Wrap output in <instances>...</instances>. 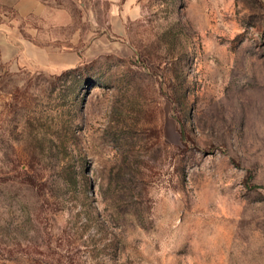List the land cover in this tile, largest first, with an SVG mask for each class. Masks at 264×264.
<instances>
[{
    "label": "rangeland",
    "instance_id": "rangeland-1",
    "mask_svg": "<svg viewBox=\"0 0 264 264\" xmlns=\"http://www.w3.org/2000/svg\"><path fill=\"white\" fill-rule=\"evenodd\" d=\"M0 46V264H264V0H50Z\"/></svg>",
    "mask_w": 264,
    "mask_h": 264
},
{
    "label": "crops",
    "instance_id": "crops-1",
    "mask_svg": "<svg viewBox=\"0 0 264 264\" xmlns=\"http://www.w3.org/2000/svg\"><path fill=\"white\" fill-rule=\"evenodd\" d=\"M64 18V7L50 0H0V46L37 58L48 49L34 44L30 35L42 39L62 26Z\"/></svg>",
    "mask_w": 264,
    "mask_h": 264
}]
</instances>
